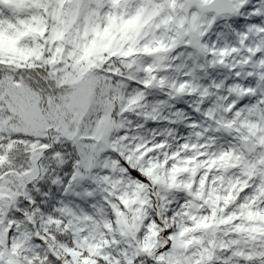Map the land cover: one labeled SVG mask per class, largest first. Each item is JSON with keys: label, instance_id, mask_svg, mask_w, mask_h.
<instances>
[{"label": "snow or ice", "instance_id": "1", "mask_svg": "<svg viewBox=\"0 0 264 264\" xmlns=\"http://www.w3.org/2000/svg\"><path fill=\"white\" fill-rule=\"evenodd\" d=\"M0 264H264V0H0Z\"/></svg>", "mask_w": 264, "mask_h": 264}]
</instances>
